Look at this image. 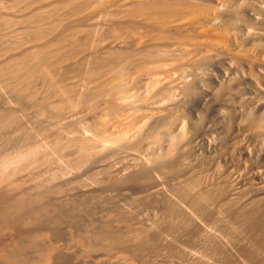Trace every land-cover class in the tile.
<instances>
[{"label": "bare ground", "instance_id": "1", "mask_svg": "<svg viewBox=\"0 0 264 264\" xmlns=\"http://www.w3.org/2000/svg\"><path fill=\"white\" fill-rule=\"evenodd\" d=\"M0 86L22 96L21 103L28 97L40 117L51 105L54 118L63 112L91 117L92 133L80 137L78 147L90 157L149 140L154 145L146 165L165 170L173 164L178 174L197 163L183 159L190 147L218 155L204 185L193 178L186 191L202 186L204 201L224 197L264 208V0H0ZM55 138V149L69 144ZM34 153L32 164L39 163ZM3 193L0 235L24 205H4ZM108 231L113 237L108 232L105 238L120 252L118 244L125 243ZM81 241L87 247L81 248L93 250L91 239L89 247ZM14 242L10 248L0 240L1 264L57 263L39 243L28 244L40 252L32 260L29 246ZM124 250L123 260L137 264Z\"/></svg>", "mask_w": 264, "mask_h": 264}, {"label": "rangeland", "instance_id": "2", "mask_svg": "<svg viewBox=\"0 0 264 264\" xmlns=\"http://www.w3.org/2000/svg\"><path fill=\"white\" fill-rule=\"evenodd\" d=\"M1 88L0 86V193L5 192L3 195L6 194L5 200L8 202L5 201L4 205L8 204V207H11L13 202L24 203L20 212L15 214L18 216L13 215L14 218L7 220L8 229L0 235V240L2 239L8 247L16 245L14 241L20 242L17 244L24 247L39 243L41 249L54 254L57 263L53 259L52 264H124L128 260H123V249L126 253L132 252L133 256L135 255L137 264H264L263 205L260 206L259 202L257 205L245 204V200L229 201L224 197V200L219 197V200L215 198L204 201L201 192L205 189L202 190V186L196 191H186L196 179L204 185L210 174L207 172H210L211 166L216 165L218 155L203 151L201 153L193 147L191 150L190 147L189 151H184L187 155L182 152V157H187V161L196 159L194 163L197 162V165L194 166L197 168L193 167V172L188 169L178 174L173 171L175 165L171 163L169 170L168 165L165 170L146 165L145 160L152 153V147L149 145H154L153 142L149 143L150 138H147L148 142L144 141L150 148L142 141L143 144L140 145L143 148H140V145L131 146V149L127 148L124 152H98L90 157L91 152L85 153L80 147L82 152L78 147L80 137L84 138L88 132L92 133V126L89 128L90 122L93 125L91 117L86 114L80 116L77 113L75 115L63 112L65 114L57 113V118H54L56 116L52 115L53 113H48L50 109L56 111L52 105L50 107L47 104L48 102L44 104L47 108L50 107H45L46 114L52 115L53 118L47 117L46 114H41L40 117L39 111L27 96V99L25 96L22 98L25 102L21 103L22 96L17 97L12 90L3 87L9 90L6 92ZM27 100L31 103L28 104ZM81 117L89 119L82 122ZM89 120L91 121L87 124ZM53 137H61L67 142L62 141V144L69 142L70 145L65 146L67 148L61 145L63 153L61 147H56L59 152L55 149ZM45 144L49 145L46 147ZM52 144L54 146H51ZM42 146L54 148L50 147L52 151L48 152V149H43ZM35 151L37 154L33 155V158L39 155L38 158L35 157V161L39 163L32 164L31 154ZM153 151L157 150L153 148ZM47 152L48 155L50 152L55 154L48 156ZM57 153H62L63 158ZM213 156H217V161ZM183 159L179 161L181 165L185 161ZM210 160L214 164H211ZM156 169L161 178L155 177L158 175ZM166 170L169 173L172 171L169 174ZM153 171L156 172L155 176L152 175ZM163 171L166 176L168 173L167 177H164ZM184 179L187 180L184 182ZM186 183L191 185L188 187ZM258 205L259 209H256L259 211L255 209ZM253 215L258 216L255 218ZM108 230L114 232L117 239L122 240L121 244L125 243H117L122 254L114 248L117 247L113 246L116 244L107 240L105 233L107 235ZM99 233L104 239L107 238L106 241L103 239L98 242V239L103 238L97 236ZM78 239L88 243V247L95 243L93 250L92 246L88 248L91 250L90 255L87 253L90 252L88 249H83L87 247L82 246V243L79 245ZM90 239L92 242L89 245L87 240ZM100 243L107 249H103ZM29 247L26 256L38 260L40 252ZM96 247L97 252L94 250ZM105 250H111L112 254L110 251L109 253L114 256H106Z\"/></svg>", "mask_w": 264, "mask_h": 264}]
</instances>
